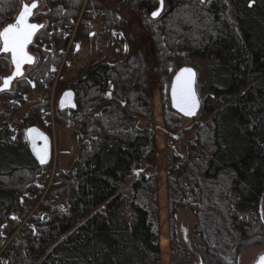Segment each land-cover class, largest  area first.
Returning a JSON list of instances; mask_svg holds the SVG:
<instances>
[{
  "label": "trees",
  "instance_id": "obj_1",
  "mask_svg": "<svg viewBox=\"0 0 264 264\" xmlns=\"http://www.w3.org/2000/svg\"><path fill=\"white\" fill-rule=\"evenodd\" d=\"M21 1L0 0V30L13 22ZM26 1L44 7L32 17L43 27L29 46L34 63L0 92V120L11 116L34 87L52 84L73 28L76 40L87 38L95 21L103 29L127 31L126 19L98 0ZM115 1L141 20L153 58L129 28L124 39L130 54L123 61L95 62L83 75L61 83L53 116L59 124L78 126L77 155L68 169L56 172L47 190L52 153L45 163L32 155L24 165L0 171V235L5 225L13 231L27 218L5 247L0 241V260L160 264V247L164 251L169 243L170 264H192L197 256L202 264H238L239 255L264 243L258 208L264 193V0H163L167 8L157 18L151 13L159 0ZM182 53L215 64L205 80L210 91L202 101L209 117L205 122L182 128V116L167 110L163 100L162 131L168 140L182 129L194 133L183 156L170 152L167 239L159 234L157 177L138 176L135 167L156 160L147 67L162 78ZM11 70L9 56L1 54L0 82ZM67 89L74 92L76 107L59 109L58 99ZM48 111L45 102L34 103L16 137L0 139V151L25 155L27 131L40 129ZM29 193L36 199L45 194L31 215L20 202ZM178 208H189L196 219L192 243L183 249L176 244Z\"/></svg>",
  "mask_w": 264,
  "mask_h": 264
},
{
  "label": "rangeland",
  "instance_id": "obj_2",
  "mask_svg": "<svg viewBox=\"0 0 264 264\" xmlns=\"http://www.w3.org/2000/svg\"><path fill=\"white\" fill-rule=\"evenodd\" d=\"M98 1H101L105 6L114 9L118 16L126 19L128 24L126 28L127 31L129 28H132L136 32L143 45L145 54L152 59V42L150 36L144 28L143 23L135 15V13L126 9L121 10L115 0ZM31 2L33 1L22 0L20 3V7L22 3L30 4ZM166 8L167 5L163 1L162 12H164ZM37 10H44V7L41 5L40 2L38 3ZM37 10H35V12ZM92 25L94 26V28L89 34V36L87 38L79 40L75 39V28L72 29V34L70 36L67 48L63 56V58L66 56L65 63L62 72L59 74V80L53 92V103L51 102L49 104V102L45 100L43 90H45L47 87L44 89L38 88V90H35L34 87L33 91L26 96L24 102L18 105V109L11 116L0 120V139L5 141L7 138L6 136H8L12 140L16 137L20 120L28 112L31 106L39 101H43L48 104V113L50 115L49 120L46 121L43 126H40V129L47 133L52 141V165L49 172V182L45 190H47L48 186L52 182V179L56 172L68 169L71 166L73 159L76 157L78 151L76 141L78 135H76L74 132V130L76 131L78 129V126H64L55 121L53 116L55 97L59 92H57V90H59V88L61 87V83L71 77L83 75L84 73V71L77 73L73 72L70 68L71 64L83 62L85 67L94 64L98 61H104L109 64H114L123 61L128 56V54H130L128 45L124 39V34L127 31H123L121 29H103L98 21L93 22ZM73 43L74 47L72 49V52L69 53L70 47L73 45ZM77 45H79L78 50L76 47ZM214 64V61L210 58H196L188 53H182L179 57L174 58L170 62L169 71L167 75L162 78H158L155 76L152 66L147 67L146 75L152 106L151 124L155 134L154 145L156 160L153 164H149L146 161L140 162L136 165L135 171L137 172L138 176L155 174L157 177L158 223L160 238L161 236H164L169 239L170 233V219L168 215L166 195V174L170 167L174 164L170 156V152L172 150L179 156H183L186 152V149L188 148V142L194 138V133L192 131L190 133L185 134L182 132V129L180 133L178 132V135H176L175 138L168 140V138L164 135L162 131L163 100L166 101L167 110H172L169 99V88L172 77L182 67L189 66L194 68L197 74L196 91L200 100V108L197 112V115L194 117L187 118L182 116L180 125L182 128L185 129L191 128L195 124L205 122L209 117L202 109V101L210 93L208 87L205 84V80L208 68H210ZM49 87L52 88V84ZM51 97L52 94L50 92V98ZM43 114L45 113H42V115ZM144 124V120H141V122L139 123L140 126H143ZM6 129H8V135L6 134ZM20 138L21 136L18 137L19 140ZM167 143L169 144L168 147ZM31 159L32 154L30 149L25 155H7L5 152L0 151V171H3L6 167L10 165H24L25 163L31 161ZM37 183L41 185L43 183V178H40ZM44 193L39 199H36L35 195H33L32 193H29L26 195L25 198L20 199L23 209L29 211V215H31L41 203L45 195ZM258 208L260 218L264 222V193L260 199ZM16 216L18 215L16 214ZM43 217L45 216L43 215ZM26 220L27 218L21 221L19 227L13 231L7 225L3 227L0 235V241L2 242L4 247L15 236L18 229L26 222ZM195 221L196 219L189 208L177 209L174 217V225L176 233V244L179 248L183 249L187 245L190 246V244L192 243V240L194 238L193 226ZM263 254L264 243L261 245L253 246L247 251L243 252L241 255H239L238 264H254ZM0 261V264H6L4 260ZM160 264H170L169 243L167 244L166 249L164 251H162L160 247ZM192 264L202 263L200 262V259L197 256L193 260Z\"/></svg>",
  "mask_w": 264,
  "mask_h": 264
},
{
  "label": "snow or ice",
  "instance_id": "obj_3",
  "mask_svg": "<svg viewBox=\"0 0 264 264\" xmlns=\"http://www.w3.org/2000/svg\"><path fill=\"white\" fill-rule=\"evenodd\" d=\"M205 0H200V3H204ZM160 8L153 11L151 16L156 18L160 15L161 10L163 9V0H159ZM37 7L36 3H33L31 6L28 4H24L22 10L19 12L18 16L15 17V22L6 25L0 30V52L2 53H11L12 63L15 66V72L12 76H9L4 79L3 85L6 89L10 83V81L16 77L20 76L22 65L24 63H32L33 57L30 56L26 52V46L32 41L33 35L36 30L42 28L43 25H38L34 23H29L28 18L32 15V10ZM186 22L189 21L187 15L184 16ZM77 50L79 49V45L76 46ZM185 73L189 74V77H185ZM191 69H181L180 73L176 75L175 83L172 86V100L173 104L178 107L185 115H194L195 109L198 106V101L196 98V94L192 88V80H191ZM34 86V85H33ZM2 90V89H0ZM64 96L71 97V92H65ZM61 106L64 105V100L60 101ZM74 106V105H73ZM37 129H29L28 132H36ZM41 135H43L41 133ZM47 140V137H44ZM40 157V162L44 163V157L37 153ZM15 219V217H13ZM258 264H264V256L260 258Z\"/></svg>",
  "mask_w": 264,
  "mask_h": 264
},
{
  "label": "water",
  "instance_id": "obj_4",
  "mask_svg": "<svg viewBox=\"0 0 264 264\" xmlns=\"http://www.w3.org/2000/svg\"><path fill=\"white\" fill-rule=\"evenodd\" d=\"M33 3H36V4H37V7H38V2H37V1H33V2H31L30 4H28V5L31 6ZM24 4H25V3H22V4H21V7H20V9H19V11H18V13H17L16 16H18L19 12L22 10V7H23ZM37 7H36V8H37ZM36 8H35V9H36ZM158 8H160V3H159ZM158 8H157V9H158ZM35 9L32 10V15L29 16V18H28V22H29V23L38 24V25H43V24H39V23H37V22L32 21V17H33V14H34ZM162 10H163V9H162ZM162 10H161L160 14L162 13ZM16 16H15V17H16ZM152 18H153V17H152ZM156 18H157V17H156ZM14 22H15V19H14L13 22H11V23H14ZM11 23H9V24H11ZM7 25H8V24H7ZM2 29H3V28H2ZM40 29H42V28H39L38 30H36L35 34L33 35L32 41L26 46V49H25L26 52H27L30 56L33 57V62H32V63H27V62L24 63V64L22 65V69H21V73H22V74H21L20 76H16V77H14V78L10 81V83H9V85H8V87H7L6 89L4 88L3 81H4L5 78H7V77L13 75V73L15 72V66H14V64L12 63L11 53H2V52H0V55H1V54H6V55L9 56V59H10V62H11V66H12V70H11L10 74H9L8 76L3 77L2 80H1L0 89H2V90H0V92L9 90V89L11 88L13 82H14L16 79L20 78V77L24 74V68H25L26 66H30V65H32V64L34 63V56L29 52V46L32 44L35 35L37 34V32H38ZM0 46H2V45H0ZM185 68H187V69H191V70H192V74H191V77H190V78H191V80H192V88H193V90H194V92H195V94H196V98H197V101H198V106H197V108L195 109V114H194V115H191V116H189V115H185L184 112H182L178 107H176V106L173 104V100H172V86H173V84L175 83L176 75L180 73L181 69H185ZM185 77H186V78L189 77V74H188V73H185ZM196 78H197V74H196L195 69L192 68V67H189V66H185V67L180 68V69L174 74V76L172 77L171 84H170V88H169L170 106H171V108H172V110H173L174 112L178 113L179 115H181V116H183V117H187V118L194 117V116L197 115V112L199 111V108H200V100H199V97H198V94H197V91H196ZM112 89H113V86L111 85L109 91L107 92V96H110V95H111V91H112ZM65 92H71V93H72V96H71V97H66V96H64V93H65ZM61 99L64 100V105H63V107L61 106V103H60ZM57 105H58V108H59V109H74V108L76 107V103H75V94H74V92H73L71 89H67V90L63 91V92L61 93L59 99H58ZM73 105H74V106H73ZM33 129H37L38 131H36V132H32V133H29V132L27 131V138H28V141H29V149H30L32 155L34 156V158H35L39 163H41V162H40V157L38 156L37 153H39L40 155H42V156L44 157V161L47 162V161L49 160L50 156H51V153H52V141H51V138H50L49 135H48L47 133H45L44 131H42V130H40V129H38V128H33ZM41 133H42L43 135H41ZM44 137H47V140H45ZM38 142H40V144H38ZM45 162H44V163H45ZM262 256H264V254H263ZM262 256H260L259 259H258L254 264H258V262L260 261V258H261Z\"/></svg>",
  "mask_w": 264,
  "mask_h": 264
},
{
  "label": "built area",
  "instance_id": "obj_5",
  "mask_svg": "<svg viewBox=\"0 0 264 264\" xmlns=\"http://www.w3.org/2000/svg\"><path fill=\"white\" fill-rule=\"evenodd\" d=\"M65 58H66V56L63 58V61L61 63V66L58 68V70L56 71V73L52 75V86L53 87L52 88L51 87H47L45 90H43L44 91L45 100L47 102H49V104L51 102L53 103V95H54L53 92H54V89H55V87L57 85V82L59 80L58 79L59 78V74L62 72L64 63H65ZM70 68L72 69L73 72L77 73V72H83L86 67L83 64V62H78V63L71 64V67ZM35 90H38V87H35ZM50 92L52 94V97L51 98H50Z\"/></svg>",
  "mask_w": 264,
  "mask_h": 264
},
{
  "label": "crops",
  "instance_id": "obj_6",
  "mask_svg": "<svg viewBox=\"0 0 264 264\" xmlns=\"http://www.w3.org/2000/svg\"><path fill=\"white\" fill-rule=\"evenodd\" d=\"M78 129H79V128H78ZM78 129H77L76 131L74 130V132H75L76 135H78Z\"/></svg>",
  "mask_w": 264,
  "mask_h": 264
},
{
  "label": "flooded vegetation",
  "instance_id": "obj_7",
  "mask_svg": "<svg viewBox=\"0 0 264 264\" xmlns=\"http://www.w3.org/2000/svg\"><path fill=\"white\" fill-rule=\"evenodd\" d=\"M250 3H253L252 1ZM38 144H40V142H38Z\"/></svg>",
  "mask_w": 264,
  "mask_h": 264
}]
</instances>
